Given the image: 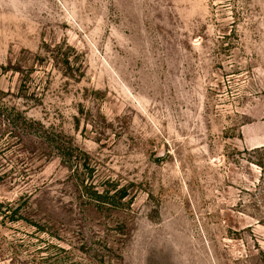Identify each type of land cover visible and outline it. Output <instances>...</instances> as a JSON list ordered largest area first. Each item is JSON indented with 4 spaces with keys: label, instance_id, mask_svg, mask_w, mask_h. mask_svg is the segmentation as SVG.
I'll use <instances>...</instances> for the list:
<instances>
[{
    "label": "rangeland",
    "instance_id": "rangeland-1",
    "mask_svg": "<svg viewBox=\"0 0 264 264\" xmlns=\"http://www.w3.org/2000/svg\"><path fill=\"white\" fill-rule=\"evenodd\" d=\"M0 264H264V0H0Z\"/></svg>",
    "mask_w": 264,
    "mask_h": 264
},
{
    "label": "trees",
    "instance_id": "trees-1",
    "mask_svg": "<svg viewBox=\"0 0 264 264\" xmlns=\"http://www.w3.org/2000/svg\"><path fill=\"white\" fill-rule=\"evenodd\" d=\"M94 259H102L101 258V255H100V257H99V255H93L92 256ZM57 262H61V259L59 258V259H57Z\"/></svg>",
    "mask_w": 264,
    "mask_h": 264
}]
</instances>
